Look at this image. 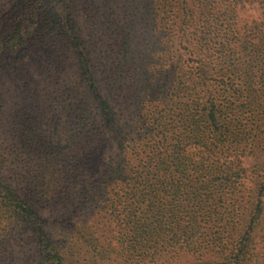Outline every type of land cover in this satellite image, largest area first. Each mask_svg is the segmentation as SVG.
Segmentation results:
<instances>
[{"label":"trees","instance_id":"1","mask_svg":"<svg viewBox=\"0 0 264 264\" xmlns=\"http://www.w3.org/2000/svg\"><path fill=\"white\" fill-rule=\"evenodd\" d=\"M178 1L187 58L166 49L168 84L140 88L130 102L120 76L109 89L96 70L80 80V103L90 101L99 127L90 144L65 153L70 182L62 169L53 177L52 157L42 159L28 191L6 182L0 164V215L10 212L34 235L25 250L22 232L12 245L0 234V264H24L25 254V264H79L86 254L90 264H264V0ZM254 2L260 17L241 21L242 5ZM22 6L38 9L30 0ZM63 6L68 28L81 35L71 2ZM23 33L21 22L1 16L0 53ZM94 63L83 46L74 65L88 71ZM107 140L109 152L100 147ZM58 188L65 211L77 205L79 215L96 219L86 250L44 233L42 211L52 210ZM102 214L108 231L99 226Z\"/></svg>","mask_w":264,"mask_h":264},{"label":"rangeland","instance_id":"2","mask_svg":"<svg viewBox=\"0 0 264 264\" xmlns=\"http://www.w3.org/2000/svg\"><path fill=\"white\" fill-rule=\"evenodd\" d=\"M66 1L71 2L75 22L81 26V35L71 31L66 24L63 6ZM30 2L38 8L31 14L22 6L27 5V0H0V18L4 16L9 25L21 22L24 32L17 40L8 39L9 49L0 53V164L6 182L19 184L27 191L35 182L45 156L62 164L54 166L53 177H59L56 168L62 169V177L66 183L70 182L71 167L65 160L62 162L65 153L77 149L80 143H91L92 134L99 125L93 107L85 103L90 101L83 100L82 104L78 95L80 80L86 78L87 72L96 70L95 76L105 89L121 81L122 86L129 87V101L133 102L138 100L140 88H154L170 82V79L166 80L164 71L168 68L164 67L165 61H168L166 49L171 47L174 57L180 55L183 59L187 58V44L179 43L178 26L181 21L175 13L178 0ZM186 3L188 7L193 4L192 0ZM260 14L261 10L255 2L244 3L238 11L241 21L256 20ZM189 23L201 26L198 19ZM188 31H193V27H189ZM187 37L196 38L190 33ZM83 46L91 51L96 68L93 65L87 71L74 65ZM151 72L155 74L153 80ZM116 76H120L118 82H115ZM113 92L117 93L112 90L108 96H115ZM82 109L86 110L85 114ZM112 144V140H107L100 147L109 152ZM251 163L247 160L245 165L250 167ZM46 172L43 171L39 180L42 189L50 186V175ZM62 193V188H58L52 210L42 211L41 218L46 225L42 223L41 226L44 233L58 243L74 244L75 250L80 251L81 247L86 250L84 244H88L96 219L93 215H79L77 205L65 211L61 202ZM99 226L109 230L108 218L103 214ZM21 228L10 212L0 215V234L12 245L18 236L16 232H22L27 250L34 235L23 232ZM32 228L29 226V231ZM86 255L82 262L78 260L79 264H90V255ZM22 257V262L27 263L26 254Z\"/></svg>","mask_w":264,"mask_h":264}]
</instances>
